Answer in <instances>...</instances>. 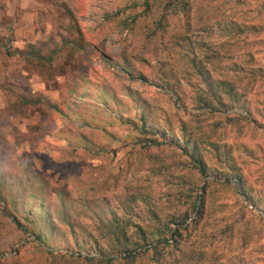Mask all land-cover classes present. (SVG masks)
Returning <instances> with one entry per match:
<instances>
[{
	"label": "rangeland",
	"instance_id": "1",
	"mask_svg": "<svg viewBox=\"0 0 264 264\" xmlns=\"http://www.w3.org/2000/svg\"><path fill=\"white\" fill-rule=\"evenodd\" d=\"M231 21L260 28L235 34ZM247 53L264 69V0H0V264H93L35 244L22 191L105 249L101 218L136 238L185 211L203 183L172 140L183 142L182 122L209 173L233 158L256 206L210 185L206 215L164 264H264V75L251 76ZM221 80L239 103L199 108ZM143 118L166 136L145 141L130 122Z\"/></svg>",
	"mask_w": 264,
	"mask_h": 264
},
{
	"label": "trees",
	"instance_id": "2",
	"mask_svg": "<svg viewBox=\"0 0 264 264\" xmlns=\"http://www.w3.org/2000/svg\"><path fill=\"white\" fill-rule=\"evenodd\" d=\"M183 4L186 5V3ZM231 26L235 34H242L244 32L255 33L260 28L257 23L239 24L236 21H231ZM247 56V62L253 64L251 63L255 61L253 54L247 53ZM258 71H262L261 74L264 75V69L253 64L248 72L251 76L255 77L254 75ZM126 72L132 74L130 71ZM201 73L203 74V72ZM240 98L241 94L232 83L221 80L214 85L212 81H208L204 96L199 98V108L205 109L207 112H213L216 110L221 111L220 107H223L222 112L225 113L228 109L239 103ZM242 113H245L244 116H248L249 111L244 107ZM142 120L139 125L134 121L130 122L133 125V129L141 133L145 141L154 140L156 134L162 137L166 136V131L158 130L152 125H148L144 121V118ZM181 131L183 132V142L181 143L177 138H172V140L182 149L183 154L189 158V162L192 163L191 167L198 174V177L202 181L201 183H203L200 187H196V189L192 185V187H188L190 188V192L196 191V193L190 201V207L185 211L178 214H171L165 221L160 222L158 220L159 223L155 227L151 226L153 227L151 230L138 227V237L136 238H132L133 235L129 233V225L126 221L122 222L115 215L109 220L101 218V224L108 230L105 236H109V242L111 243H109L110 248L105 249L100 247L99 243L95 239H92L90 235L86 238V234H79L75 231L73 224L69 221V215L64 209H52L51 203L43 201L33 194L25 195V191H22L21 194L24 197L23 207L25 208L27 218L34 225L28 231L31 235L35 236V244L43 252L49 253L50 255H53V250L51 249L64 248L65 251L59 254L69 262L81 259L85 263L93 264H123L125 262L131 264L139 259L143 260L142 257L148 256L142 261L143 264H164L176 251L180 250L183 236L185 234L188 235L192 229L194 230V226L198 220L206 215V195L210 185L214 183L219 185L233 184L236 186L238 193L243 195L251 205L256 206L252 196L244 187L242 178L236 173H232V171L236 170L232 162L233 158H226L229 168L228 171H214L213 173H209L201 153L200 143L192 137L191 132L186 129L185 123L183 122L181 123ZM144 136H150V139ZM212 145L215 157L221 160L223 153L220 151L219 145L215 143H212ZM211 174L214 179L211 181L205 180ZM197 191L201 193H197ZM187 196L191 197V193ZM54 211L57 212V220L66 227L65 230L59 229L54 224L52 220ZM191 211L196 213L195 218L191 219ZM157 218L156 216L155 219L157 220ZM41 243L47 247L46 250L42 248ZM81 251H85L86 254L82 255ZM91 251L95 252L96 255H90ZM200 254H203V252H200Z\"/></svg>",
	"mask_w": 264,
	"mask_h": 264
}]
</instances>
